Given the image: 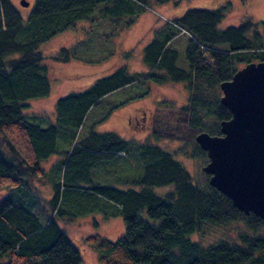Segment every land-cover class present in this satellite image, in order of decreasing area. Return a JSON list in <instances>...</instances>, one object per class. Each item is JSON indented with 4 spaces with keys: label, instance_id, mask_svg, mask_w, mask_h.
Segmentation results:
<instances>
[{
    "label": "trees",
    "instance_id": "16d2710c",
    "mask_svg": "<svg viewBox=\"0 0 264 264\" xmlns=\"http://www.w3.org/2000/svg\"><path fill=\"white\" fill-rule=\"evenodd\" d=\"M179 1L188 0H35L23 22L10 0H0V190L6 191L0 199V264H79L80 253L59 222L93 214L121 217L124 224V233L114 241L97 234L84 238L98 264H264V234L241 233L236 241L211 243L192 239L204 226L245 220L255 231L264 222L238 212L208 179L195 182L172 153L115 132L78 133L88 110L104 97L146 80L182 83L188 93L187 104L178 110L182 119L175 139L193 146L200 132L221 135L219 122L230 114L219 102V84L247 63L264 62V20L245 19L220 30L228 2L212 10L187 8L167 23L189 36L185 68L177 66L176 51L167 48L174 34L160 40L159 30L143 48L148 72L131 73L125 64L114 67L84 89L57 99L51 121L25 112L30 100L50 93L42 43L82 21H109L98 36L113 34L114 42L152 5ZM77 43L61 47L50 59L77 60L72 53ZM89 57L94 59L90 64L97 62ZM59 128L66 132L58 143ZM164 130L161 126L159 131ZM160 132L152 139H172ZM205 156L196 145L191 157ZM52 157L45 169L41 164ZM122 162L131 168L124 176ZM35 181L50 187L48 198L37 194ZM154 188L166 190L160 195Z\"/></svg>",
    "mask_w": 264,
    "mask_h": 264
},
{
    "label": "rangeland",
    "instance_id": "374dc122",
    "mask_svg": "<svg viewBox=\"0 0 264 264\" xmlns=\"http://www.w3.org/2000/svg\"><path fill=\"white\" fill-rule=\"evenodd\" d=\"M10 1L19 11L23 22H26L35 0ZM22 1L27 2L28 6H23ZM227 2L229 5L226 7L225 17L217 26L220 30L227 26H236L245 19L253 22L264 20V0H188L179 1L176 4L152 5L150 12L146 11L141 14L133 25L119 32L114 42L113 34L103 39L98 36V33L105 31L111 25H109V21H101L94 25H89L88 21L78 22L71 30H67L66 34H57L62 36L60 39L56 35L57 37L54 36L39 46V50L46 57L44 64L49 77L50 93L46 98L30 100L27 103L25 112L29 115L46 116L45 120L51 121L57 99L84 89L98 77L110 73L114 67L125 64L131 73L143 74L148 72V68L143 65L142 61L143 48L152 35L159 30L157 39L160 40H163L166 33L171 32L174 34L168 42L167 48L176 51L177 66L185 68V49L188 45L189 36L183 31H176L173 26L167 23L170 19L179 17L187 8L212 10L222 7ZM77 41L79 43L72 47V53L76 55L77 60L71 59L62 63L50 59L52 55L58 52L60 47H63L60 43L63 42L64 47H66L74 45ZM89 56L97 57V62L90 64L94 62V59ZM155 75L161 74L159 72ZM220 95L221 92H219ZM187 101L188 93L182 83L169 82L161 84L157 82L156 85L151 81L146 82V80L141 84L132 82L104 97L99 105L90 108L78 133L84 135L90 129L99 133L115 132L125 140L146 141L156 144L161 149L172 153L174 159L180 162L195 182L203 183L209 178V175L201 169L208 161L207 156L191 157L193 149L197 145L195 138L193 140L194 148L192 142L175 139L180 137V128L177 129V124L182 119L178 110L184 107ZM120 102L123 104L111 110L114 104L118 105ZM142 114H144L143 120H140ZM135 117L139 119V125L137 126L134 123ZM161 126L165 128L164 133L159 131ZM155 131L171 136L172 139L154 140L152 135ZM65 132L66 130L62 128L58 129V143L59 138ZM54 160V157H52L41 165L48 169ZM122 163L125 166L120 167L119 172L121 176H124L127 173L126 167L131 168L128 167V162ZM33 185L38 189L37 194L40 197L48 198L50 187L47 184L35 181ZM154 190L157 194L162 195L166 189L154 188ZM5 194L6 191L0 190V199ZM93 222H96V225ZM59 226L64 230L68 240L78 249L81 257L79 264H98L96 260L97 253L83 242L86 236L97 234L109 241H114L124 233V224L121 217L104 218L100 214L76 218L67 224L59 222ZM241 233L249 235L264 234V225L259 226L255 231L248 227L245 220L214 227L204 226L202 233L197 232L192 236V239L201 243H211L220 239L236 241Z\"/></svg>",
    "mask_w": 264,
    "mask_h": 264
},
{
    "label": "water",
    "instance_id": "95a60500",
    "mask_svg": "<svg viewBox=\"0 0 264 264\" xmlns=\"http://www.w3.org/2000/svg\"><path fill=\"white\" fill-rule=\"evenodd\" d=\"M219 89L230 118L219 122L221 135H196L208 158L201 169L238 212L264 222V62L245 64Z\"/></svg>",
    "mask_w": 264,
    "mask_h": 264
},
{
    "label": "crops",
    "instance_id": "0c3cea01",
    "mask_svg": "<svg viewBox=\"0 0 264 264\" xmlns=\"http://www.w3.org/2000/svg\"><path fill=\"white\" fill-rule=\"evenodd\" d=\"M84 22H85V21H82V22H80V23H84ZM88 23H89V22H88ZM77 24H78V23H77ZM77 24H76V25H77ZM76 25H75V26H76ZM89 25H90V23H89ZM69 30H71V29H69ZM66 31H67V30H66ZM66 31H64V32H62V33H60V34H61V35H64V34H66ZM60 34H59V35H60ZM59 35H57V36H59ZM55 36H56V35H55ZM57 36H56V37H57ZM60 37H62V36H59V39H60ZM59 42H60V40H59ZM60 44H61V46L64 47L63 42L60 43ZM66 47H67V46H66ZM60 48H61V47H60ZM105 75H106V74H105ZM103 76H104V75H103ZM100 77H101V76H100ZM98 78H99V77H98ZM88 85H89V84H88ZM109 95H110V94H109Z\"/></svg>",
    "mask_w": 264,
    "mask_h": 264
},
{
    "label": "flooded vegetation",
    "instance_id": "af4514ba",
    "mask_svg": "<svg viewBox=\"0 0 264 264\" xmlns=\"http://www.w3.org/2000/svg\"><path fill=\"white\" fill-rule=\"evenodd\" d=\"M143 115H144V114H142V117H140V120H143ZM134 120H135V122H134L135 125H136V126L139 125V119H138L137 117H135ZM128 122H130V121H128ZM140 124H142V123L140 122ZM140 126H141V125H140Z\"/></svg>",
    "mask_w": 264,
    "mask_h": 264
}]
</instances>
